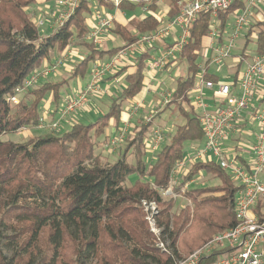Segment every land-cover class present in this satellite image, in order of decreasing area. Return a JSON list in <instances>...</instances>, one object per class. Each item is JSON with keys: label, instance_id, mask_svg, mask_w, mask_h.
<instances>
[{"label": "trees", "instance_id": "trees-1", "mask_svg": "<svg viewBox=\"0 0 264 264\" xmlns=\"http://www.w3.org/2000/svg\"><path fill=\"white\" fill-rule=\"evenodd\" d=\"M43 1L0 0V264H172L213 234L233 226L237 186L215 161L192 163L176 175L171 193H164L186 149L203 140L195 108L184 105L196 86V61L208 34L209 14L201 13L190 29L188 43L176 63L183 62L186 73L175 76L170 100L150 121L144 123L145 113L138 116L133 133L127 132L121 141V154L108 160L95 151L117 136L120 115L125 111L123 101L135 100L144 90L149 49L137 54L130 63H121L114 76L124 78V86L110 100L106 112L89 122L73 117L61 131L60 127L50 129L49 124L57 119L60 92L69 80L83 77L87 65L94 60L134 43L137 32L159 27L162 19L156 13L158 6L150 4L149 12L142 16L115 17L109 33L121 37L123 44L105 48L86 40V35L94 6L112 10L110 0H80L63 25L48 35L40 34L33 21L37 13L34 7ZM177 1H170L168 18L178 13ZM142 4V0H124L117 10L134 11ZM262 8L264 2L245 28L237 52L232 54L238 58L233 74L222 80L230 78L236 82L239 65L248 55H264ZM232 11L231 8L219 14L221 32ZM67 48H72L77 57L85 52L75 61L67 78L52 81L53 76L48 75L16 94V104L7 100L25 77L47 64L43 61L49 60L52 52L61 54ZM171 65L163 70L169 71ZM205 68L209 66L205 64ZM204 78L220 80L211 72H206ZM47 98L53 108L44 117L42 105ZM167 109L177 110L183 122L172 133L164 132L161 144L150 154L146 146L148 127ZM40 122L42 127H38ZM111 125L115 134L109 137L106 131ZM245 125L246 120L237 124L239 128ZM20 128L36 129L37 133L22 143L1 140L2 135ZM130 155L132 162L127 161ZM234 157L245 163L243 157ZM199 173H204L205 180L196 179ZM193 178L196 181L189 183ZM210 179H217L218 183H208ZM179 198L187 204L178 205ZM143 201L155 203V224L170 253L156 246L145 219ZM252 211L261 216L264 197ZM224 251L202 257L200 264H211Z\"/></svg>", "mask_w": 264, "mask_h": 264}, {"label": "built area", "instance_id": "built-area-1", "mask_svg": "<svg viewBox=\"0 0 264 264\" xmlns=\"http://www.w3.org/2000/svg\"><path fill=\"white\" fill-rule=\"evenodd\" d=\"M113 10H117L119 4L124 0H110ZM138 3L140 0H125ZM163 0H142L140 7L142 13L149 12V5L159 3ZM264 0H178V13L173 17L164 19L159 12L158 17L162 24L153 31L136 33L137 39L134 43L120 48L114 52L106 61L94 60L89 69V78L85 85L77 91L75 96L63 99V104L58 110L57 119L49 124L50 129L59 128L67 121L69 116L85 107L93 95L102 94L100 82L108 71L118 67L128 57H134V51L140 49L139 53L147 49H154L155 43L171 37L169 42H162L160 50L150 55L146 60L149 72H158L165 69L167 64L175 65L182 49L188 43L190 29L201 15L209 14V30L206 39L198 52L201 61L197 63L196 86L187 95L190 104L197 112L198 122L203 130V140L200 143H192L186 149L182 160L178 161L170 176L168 189L164 192L170 194V187L175 185L176 175L183 173L192 163L197 161H215L234 180L237 190L234 197L235 224L219 233L213 234L205 243L194 249L187 256L175 259L172 264H200L204 256L220 249L226 251L218 253L211 264H264V211L261 216L253 213V207L257 201L264 197V98L255 97L259 86L264 82V55L252 54L243 70H240L238 80L232 79L212 81L204 78L209 72L205 64L218 65L225 57L232 56L237 47L236 41L241 38L245 28L260 11ZM80 0H56L57 10L49 25L50 32H55L63 25L74 10L78 7ZM233 9L227 26L221 32L219 14ZM44 14V12H43ZM115 16L105 7L94 6L88 22V33L86 40L95 46H102L103 38L113 27ZM231 20V26L230 21ZM36 27L43 25L40 15L33 18ZM67 48L58 58L49 65L34 69L24 78L22 85L15 88V94L7 100L16 104L23 88L34 86L41 78L54 74L69 55ZM158 49V48H157ZM203 49L210 50L206 55ZM247 59V57H246ZM244 59V60H246ZM235 60L238 61V58ZM164 83V81L162 82ZM210 90L208 98L204 90ZM148 90V89H147ZM172 91H162L159 107L144 118V123L150 121L154 113L162 108L169 100ZM192 95H195L194 98ZM256 104L251 105L252 100ZM142 106L140 102L132 105V112H137ZM252 106L251 120L256 123V130L252 133V142L248 145L251 156H244L246 142L241 139L245 133L244 128H239L246 110ZM198 110V111H197ZM247 120V119H246ZM40 122L38 127H42ZM129 123L124 122L116 137L110 139L109 143L117 146L127 133ZM237 134V135H235ZM235 135V136H234ZM161 129L153 128L150 136L146 139L147 151L152 153L163 140ZM235 138V144L231 146L226 141ZM235 155L245 159L240 163ZM202 178L203 174L199 173ZM191 179L189 183L196 181ZM145 211V219L148 222L150 232L156 238V246L162 251L170 253L167 244L161 239V230L156 226L154 215L157 212L154 202H142Z\"/></svg>", "mask_w": 264, "mask_h": 264}, {"label": "rangeland", "instance_id": "rangeland-1", "mask_svg": "<svg viewBox=\"0 0 264 264\" xmlns=\"http://www.w3.org/2000/svg\"><path fill=\"white\" fill-rule=\"evenodd\" d=\"M39 2H41V1H39ZM43 2H45V3H42V4L38 3L34 7V9L37 11V13L34 15V18L36 16H38V15H40L42 17V19L44 20L43 21V25L38 26L37 29H38V32L40 34H42V35H46L47 34L48 35V34L51 33L49 25L51 23V19L54 16L53 13L57 10V6H56V0H46V1L44 0ZM43 12H44V14H43ZM229 22H230V26H231V20ZM112 37H114V36L112 35ZM107 41H108V39L103 38L102 46H107L106 45ZM107 43L111 44L110 46L112 47V46H115V43H116V46L117 45H122L123 41H121L120 39L117 40V39H114V38H110V40ZM240 43H241V39H238L236 41L237 47L233 50V53L237 52ZM155 45H157V43H155ZM159 50H160L159 48L155 49V50L154 49H150V55H154V54L158 53ZM139 51H140V49H136L134 51V53H133L134 56H137V54H139ZM203 51L205 52L206 55H209V53H210V50H207V49H203ZM84 53L85 52H83L81 55L79 54L80 55L79 57H82L84 55ZM77 56L78 55L72 50V48H70L68 57L63 62V64L59 67V69L56 71V73L53 74L54 75L53 77L54 78H60V79L67 78L69 76L70 70H71L72 66L74 65L75 61L79 60V57H77ZM75 57H77V59H74ZM250 58H251V55H248L247 59L243 60L240 63L239 70H243V68L246 66L247 62L250 61ZM235 59L236 58L233 57V56L225 57L221 61L220 64H218V65H210L209 66V72L215 74L220 79H224V78H226L228 76H231L233 74V72H234L235 65L237 64V60H235ZM54 60H55V58H54ZM200 61H201V58L198 56L196 62L199 63ZM90 66H91V63H89L87 65L86 73H85V75L83 77L78 76V77H76V79L75 78L70 79L69 82H68V85L65 86L63 89H61V92H60L61 93V98L59 100V107L63 104V99L66 98V96L67 97L75 96L77 91L80 90L83 87V84L89 78L88 71L90 69ZM169 73L170 74L168 75V82L166 81L165 84L161 88L164 91L165 90L171 91L173 89L175 76L184 75L186 73L185 64L182 62V63H179V64L171 65L169 67ZM43 78H45V77H43ZM225 80H228V78L225 79ZM119 87H121V85H119ZM209 93H210L209 90H207V89L204 90L205 97L208 98ZM151 96H153V95H151ZM192 96L194 98L195 95H192ZM189 97H191V96H189ZM101 100H102V103L100 104ZM190 100H191V98H190ZM97 101H94V102H97ZM252 101H255V100H252ZM91 102H92V100H91ZM91 102H90L89 106H86V108H85V109H87V108L89 109L88 111L90 112V114L87 113L85 115V114H83V111L82 112L81 111H79V112L77 111L76 112V114H77L76 116H77V118H79V120H87L89 118H91L90 120H93L96 117H98L101 114H103L104 112H106L108 110V107H109V104H110V98H108L107 95H106V92H104L102 97L100 98V100L96 103V105L92 104ZM154 102L155 103H152V104L146 103L145 105L140 107L139 110L137 111L138 112L137 113V117L140 116V115L144 116V113H145V116H147L149 113H152L153 110L157 109L159 107V100H157V98H155ZM255 103H256V101L252 102L251 105H253ZM129 104H130V101L126 100V101H123L122 106L126 107V106H129ZM189 105H190V101L186 102V105H184V106L187 108ZM251 107L252 106H249V108L246 110V112L248 114L252 113V108ZM248 114L246 115V119L248 121H247V124L244 126L245 133L242 134L243 136L241 137V139L247 143L246 144V147H247L246 148V152H244V156H247V157L251 156V152L249 150L250 146L248 144L252 142V133L255 132V130H256V123H255V121L251 120L250 117H247ZM182 122H183V117L179 114V112L177 110H171V109L164 110V111H162L160 113V115L158 117H156L150 123V125L148 127V131H147V135H148L147 138H149L150 132H151V130L153 128L157 127L159 129H161L162 134L165 137L166 135H165L164 132L172 133L174 131L175 127L178 124H181ZM66 125L67 124L61 125L60 128H59L60 131L63 130L66 127ZM35 130L36 129L20 128L16 132H10V133L2 135L1 136V140L11 141V142H14V143L27 142L26 140L28 138L34 136L37 133V131H35ZM107 130H109V128ZM235 135H237V134H235ZM99 138H101V137H99ZM164 139H166V138H164ZM234 140H235V138H233L228 143V145L231 146V144H235ZM166 141H168V139H166ZM119 144L117 146L113 147L110 143H108V144L105 145V147L98 148L95 152L100 151L102 157H106L108 160H114L115 158L118 157L119 154H121L120 150L123 148L122 147L121 149H119L120 145H121V144L120 145ZM150 154H152V153H150ZM132 160H133V157L131 155L127 157V161L128 162H132ZM203 179L205 180L204 173H203L202 178L200 177L198 180L201 181ZM131 180H133V177H131ZM207 182L215 184V183H218V180L217 179H212V180L210 179ZM176 203L178 205L187 204V202L184 199H181V198H179Z\"/></svg>", "mask_w": 264, "mask_h": 264}, {"label": "crops", "instance_id": "crops-1", "mask_svg": "<svg viewBox=\"0 0 264 264\" xmlns=\"http://www.w3.org/2000/svg\"><path fill=\"white\" fill-rule=\"evenodd\" d=\"M39 1H41V0H39ZM170 1L171 0H163V1H161V2H159V3H157V12H159L160 13V15L161 16H163L164 17V19H167L168 18V12H169V10L171 9V7H172V5L170 4ZM42 2V1H41ZM178 2V1H177ZM141 7V6H140ZM137 8L136 10H134V11H128V10H126V11H124V12H120L119 10H111V9H107L108 11H110L111 13H113V15L116 17V18H118L119 16H121V14H124L125 16H127V17H129V16H132V15H134V16H138V15H140V16H142L141 14H143L142 13V11H141V8ZM105 38L106 39H108V41L110 40V38H114V39H120L121 41H122V39H121V37H119V36H114V37H112V34H110V33H107L106 34V36H105ZM171 40V37H167V38H165L163 41L161 40V41H159L158 43H157V45H155L156 47L154 48V50L155 49H157V48H160V44L162 43V42H169ZM107 41V42H108ZM114 41V40H113ZM112 41V42H113ZM106 42V45L107 46H104L105 48H110L111 46V44H108ZM113 45V44H112ZM115 46H116V43H115ZM118 46V45H117ZM114 47V46H113ZM149 52H150V50H149ZM59 55L60 54H58V53H55V52H52V54H51V57H50V59L49 60H44L43 61V64H49L50 62L52 63V61L54 60V58L56 59V58H58L59 57ZM55 56V57H54ZM110 56H108V55H105L102 59H101V61H106L108 58H109ZM135 57V56H134ZM133 57V58H134ZM133 58H131V57H128L127 58V61L130 63L131 61H132V59ZM74 59H77V57H75ZM148 58H146V60H147ZM146 60H145V65H146ZM46 64V65H47ZM121 67V64L118 66V67H116L115 69H113V70H111V71H108L106 74H105V76H104V78L102 79V81L100 82V86H101V88H102V94H99V95H93L92 97H91V99L90 100H92V104H95L96 105V103L100 100V98L102 97V95H103V93L104 92H106V95H107V97L108 98H110V100L112 99V98H114V97H116V96H118L119 94H120V92H121V90L123 89V86H124V78H119V77H115L114 75H115V73H117L118 72V70H119V68ZM56 73V72H55ZM145 73H146V77H145V80H144V83H145V86H144V90L142 91V93H140V95H139V97L138 98H135V100H127V101H130V104H129V106H126V107H124V110L125 111H123V112H121V115H120V119H121V122H120V125L121 126H123V124H124V122H128L129 123V128H128V131L127 132H129V131H131L132 133H133V131H132V126H134L135 125V123H136V118H137V113L138 112H132V105H134V104H136V103H138V102H140L142 105H145L146 103H148V104H152V103H155L154 102V99L155 98H157V100H159V103H160V101H161V98H162V91H164V90H162L161 88H162V86L165 84V82L167 81L168 82V75L170 74L169 73V71L168 70H163V71H158V72H155V73H153V72H149L148 71V69H147V67L145 68ZM52 76H54L53 74H52ZM228 77H230V76H228ZM62 79H65V78H62ZM76 79V78H75ZM41 80H44L43 78H41ZM52 81H57V80H61L60 78H54V77H52V79H51ZM164 81V83H162ZM87 82V81H86ZM85 82V83H86ZM84 83V84H85ZM84 84H83V86H84ZM119 85H121V87H119ZM148 89V90H147ZM161 89V90H160ZM210 91V90H209ZM209 94H211V91H210V93ZM151 95H153V96H151ZM67 97V96H66ZM255 97H257V98H264V82H262V84L259 86V89L256 91V94H255ZM50 99L49 98H47L46 99V101L45 102H43V105H42V115L45 117V116H47L48 114H50L51 113V111H52V104H50V101H49ZM98 100V101H97ZM103 100V99H102ZM102 100L100 101V104L102 103ZM255 100V99H254ZM94 101H97V102H94ZM256 101V100H255ZM255 101H252V102H255ZM90 102L86 105V106H89V104H90ZM252 102H251V104H252ZM256 104V103H255ZM254 105V104H253ZM86 106L84 107V108H82V109H80V110H78V112L79 111H83V114H87V113H89L90 114V112L88 111L89 109L87 108V109H85L86 108ZM139 110V109H138ZM248 113L247 112H245V115L243 116V118L245 119L246 118V115H247ZM77 114H76V112L75 113H73V114H71L70 116H69V118L67 119V121L66 122H64L63 124H69L70 122H71V120H72V118L73 117H75V118H77V116H76ZM86 117V116H85ZM247 117H250V114H248V116ZM77 119H79V118H77ZM91 118H89V119H87V120H82V121H85V122H88V121H93V120H90ZM246 120V119H245ZM244 120V121H245ZM247 121L248 120H246V124H247ZM115 134V130L112 128V125L109 127V130H107L106 131V135H108V136H112V135H114ZM127 134V133H126ZM102 139V138H101ZM123 142V141H122ZM122 142H120V144L122 143ZM122 146H123V144H121V146H120V148L119 149H121L122 148ZM121 151V150H120Z\"/></svg>", "mask_w": 264, "mask_h": 264}]
</instances>
